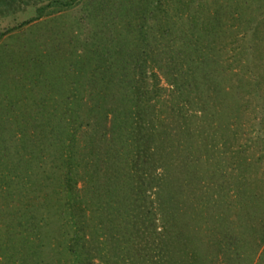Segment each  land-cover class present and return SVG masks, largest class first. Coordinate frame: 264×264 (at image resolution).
<instances>
[{
  "label": "rangeland",
  "instance_id": "rangeland-1",
  "mask_svg": "<svg viewBox=\"0 0 264 264\" xmlns=\"http://www.w3.org/2000/svg\"><path fill=\"white\" fill-rule=\"evenodd\" d=\"M0 264H264V0H0Z\"/></svg>",
  "mask_w": 264,
  "mask_h": 264
}]
</instances>
